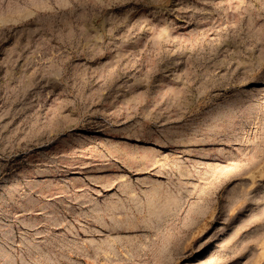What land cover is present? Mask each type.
Listing matches in <instances>:
<instances>
[{"label":"rangeland","instance_id":"obj_1","mask_svg":"<svg viewBox=\"0 0 264 264\" xmlns=\"http://www.w3.org/2000/svg\"><path fill=\"white\" fill-rule=\"evenodd\" d=\"M0 264H264V0H0Z\"/></svg>","mask_w":264,"mask_h":264}]
</instances>
